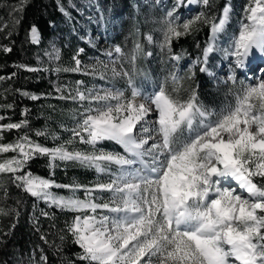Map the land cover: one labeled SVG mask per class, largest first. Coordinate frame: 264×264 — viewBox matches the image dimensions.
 <instances>
[{
    "label": "snow or ice",
    "instance_id": "1",
    "mask_svg": "<svg viewBox=\"0 0 264 264\" xmlns=\"http://www.w3.org/2000/svg\"><path fill=\"white\" fill-rule=\"evenodd\" d=\"M24 3L26 0H20L12 12H22ZM213 3L175 0L160 21L163 38L159 47L175 62L182 57L173 52V41L198 31V25L209 27V39L189 68V75L179 74L178 63L174 64L149 92L138 83V77H149L138 71L137 61L152 52H146L140 42L130 52L116 45L106 53L111 67L104 65L111 76L102 72L99 78L122 81L125 87L113 83L58 97L79 105V119L74 128L67 129L72 139L49 148L25 132L14 142L0 144V154H15L0 161V174H10L15 187L49 207L78 213L67 226L81 250L76 260L84 264H264V67L259 69L255 83L246 82L253 78L248 74L251 61L264 60V0H248L238 31L223 45L232 16L230 3L219 17L202 11L191 20L177 23L179 17L175 15L181 6L196 4L210 9ZM61 11L70 17L63 7ZM13 22L18 24L19 18L13 17ZM4 27L7 25L0 30ZM29 35L31 43H40L35 25ZM145 39L149 44L157 43L151 34ZM3 50L11 51L7 47ZM52 50L58 51L55 45ZM83 51L79 49L73 57L75 68L57 65L55 71H83L78 59ZM215 53L230 62L224 80L208 67L209 57ZM197 67L218 84H230L228 91L234 102L213 109L199 99V85L184 87L185 80H194L193 68ZM238 71L245 76L239 78ZM84 74L95 75V68ZM181 91L187 95L182 96ZM4 119L0 115V121ZM28 123L0 124V140L4 132H20ZM35 134L47 135L42 131ZM75 138L89 150H69L66 145ZM105 142L122 151L102 147ZM37 155L48 157L52 169L57 161H72L108 179L91 187L55 184L26 171ZM55 188H67L72 195H58ZM0 189L7 198L4 180H0ZM81 190L84 198L76 195ZM11 214L19 215L15 208H0V215ZM41 239L48 243L44 236ZM40 260L47 264L46 256L41 255Z\"/></svg>",
    "mask_w": 264,
    "mask_h": 264
},
{
    "label": "trees",
    "instance_id": "2",
    "mask_svg": "<svg viewBox=\"0 0 264 264\" xmlns=\"http://www.w3.org/2000/svg\"><path fill=\"white\" fill-rule=\"evenodd\" d=\"M96 1L88 0L87 3L93 4ZM103 1L114 13V0ZM119 2L125 13L130 11L129 13L133 14V0H119ZM226 3V0H214L213 6L210 9L206 7L205 11H208L209 15L219 17ZM18 4L20 0H0V26L7 25L0 30V77L4 78L0 79V106L12 105L11 108L0 107V115L5 117L0 124L21 120H27L29 123L28 127L21 129L20 132L16 130L4 132V138L0 140V144L14 142L19 135L27 132L33 141L51 148L72 139V133L67 129L74 128L79 117L72 114V111L76 113L73 101L58 98L61 95L52 85L53 71L42 63L43 53L50 39L61 36L60 34L68 30L73 36L70 37L73 53L78 48L84 49L85 54L93 51L89 45L74 41L82 19L78 9L83 11L87 5L82 0H26V3L21 5L23 11L13 13L12 6ZM61 7L70 12V17L61 11ZM131 15V19L121 21L114 26L115 36L107 37L108 45L110 47L120 45L125 52H130L134 44L140 42L146 52L154 53L153 48L146 44L143 22L138 17L132 18ZM13 17L19 18L18 24H14ZM33 25L40 33L39 44H33L30 41L29 30ZM198 27V31L173 41L172 50L181 55L180 61L185 58L196 60L201 56L202 49L209 39V27L205 25H198ZM5 47L10 48L11 51L5 52L3 50ZM61 48V52L65 54L66 47L63 43ZM27 68H33L36 71H28ZM137 69L149 77L148 79H144L143 76L138 77V83H141L145 90L148 85L155 86L156 82L166 76L159 72L152 59L145 56L138 59ZM194 71L196 72L194 80H185L184 87L189 84L199 85L198 96L206 106L218 110L225 103L232 102L233 96L228 91L230 84L215 83L206 74L200 73L198 67ZM187 75L189 74L184 76ZM63 77L74 80L79 78L72 73H65ZM123 87L125 85L121 86ZM23 93L29 95L25 96ZM31 95L39 98L33 100L30 98ZM181 95L187 94L181 91ZM37 131L45 132L47 135L37 136L35 134ZM52 134L59 139H53ZM66 146L70 148L72 144ZM102 147L122 151L117 145L111 147L105 143ZM13 155L15 154H0V161ZM56 165L54 169L50 168L48 157L37 155L29 162L26 171L52 180L58 185L91 187L97 178L94 169L83 167L76 162L57 161ZM9 177L10 174H0V180L6 182L8 190V196L5 198L3 189H0V208L6 210L15 208L19 215L18 217L15 214L0 215V264H44L40 260L41 255L47 257V264H69L70 261H75V264H84L76 260L81 250L67 230V226L72 223L77 213L49 207L43 201L36 200L15 187ZM53 191L64 196L71 193L67 188H55ZM43 213L48 215L45 216ZM13 224H15L14 228ZM41 236H44L48 243H45ZM61 236L64 237L63 240L60 239ZM57 246L60 247V251H57Z\"/></svg>",
    "mask_w": 264,
    "mask_h": 264
},
{
    "label": "rangeland",
    "instance_id": "3",
    "mask_svg": "<svg viewBox=\"0 0 264 264\" xmlns=\"http://www.w3.org/2000/svg\"><path fill=\"white\" fill-rule=\"evenodd\" d=\"M82 2H85V5H87L83 11L82 9H78L80 11V14L82 16V19L80 20V25H78L79 31L77 32L76 38H74V41L77 43H84L90 46L93 51H90L88 54H85V52H81L78 56V59L81 60V68L83 71L81 72H74V71H55V68L57 65H59L62 68H75V61L73 60V57L77 54L78 50L81 48H78L75 53H73V50L71 49V40L70 37L72 36V32L70 30L66 31L63 34H60L61 36H56L55 38H52L47 43V46L43 53L42 63L45 64L47 67L52 69L53 74V80L52 85L55 89V91L59 95H68L69 92L72 94H75V91L77 89L80 90H86V89H102L106 87H110L113 83H115L116 87H121L124 85L122 81H111V80H101L100 74L103 72L107 76H111V72L109 70H106L104 68L105 64H109V68L111 67V64L109 62V58L107 57L106 53L108 51H112L114 47H110L108 44L107 37H114L115 36V28L114 26L118 23L125 22L128 19H131L130 15L131 13H125L124 9L122 8L121 3L119 0H114V13L109 10L106 3L103 0H97L96 3L91 2L87 3L88 0H82ZM227 3H230L232 6V16L230 25L228 28V34L225 35L221 41V44L223 45V41L227 40L229 36L232 35L233 32L238 31L239 21L244 15V7L247 5L248 0H226ZM175 3V0H133V8H132V18L138 17L141 22H143V25L145 27V32L147 34H151L154 37V40L157 41V43L149 44L146 41V44L153 48L154 53H152L151 56H145V58L152 59L154 62V65L159 70V72L162 75H167L169 70L172 69L174 64L178 63L177 71L181 75L189 74V68L193 66L194 59L191 58H185L183 61L175 62L169 59L166 51L162 52L159 47V41L162 40V24L160 23L161 19L164 17L165 13L170 10ZM93 5V6H92ZM205 6L203 5H188V6H181L177 9L175 15L179 17V20L177 23H183L185 21L193 19L199 12H206L208 14V11H205ZM84 18H87V20H84ZM145 35V36H146ZM63 37V38H62ZM73 37V36H72ZM89 41L92 42V44L89 43ZM62 43L66 47V53L63 54L61 52V45ZM55 45V48L58 50L57 52H53L52 46ZM95 45V46H92ZM95 52V53H94ZM48 53H51L50 56ZM98 53V54H97ZM115 55V54H114ZM58 56L59 59H55V57ZM229 60L223 59L219 53H215L209 57V64L208 67L211 71L215 72L217 77L220 80H224L227 77V74L230 71L229 67ZM264 67V60L260 58H256L251 61L250 63V72L248 73L253 78L251 82L255 83L256 79L255 77L260 75L259 69ZM95 68V75H85L84 71L91 72ZM195 70V68H193ZM65 73H72L73 75H78L79 78L69 79V77H63V74ZM208 76V75H207ZM245 76V73L242 71H238V77L243 78ZM76 77V76H75ZM209 77V76H208ZM211 78V77H209ZM215 83H217L216 80L211 78ZM77 81H83V84H77ZM222 84V83H219ZM154 86L148 85L146 88L147 91H152ZM59 89V90H58ZM236 88H233V91H236ZM72 101V100H71ZM232 102H234V98H232ZM76 106V113L72 111V114H75L79 117V105L76 102H73ZM72 138V135H71ZM106 144L113 147V143L111 142H105ZM104 143V144H105ZM72 146H69V150H81V151H87L89 150V146L85 144H81L79 142V138H75L72 140ZM97 175V178L95 179L93 185H95L98 182H106L108 177L106 175ZM257 179H260L257 177ZM72 195V193H69L66 196ZM76 195L80 196V198H84V192H77ZM97 195H102L104 197H107L109 194L104 193H97ZM246 195V194H245ZM78 215V213H77Z\"/></svg>",
    "mask_w": 264,
    "mask_h": 264
}]
</instances>
